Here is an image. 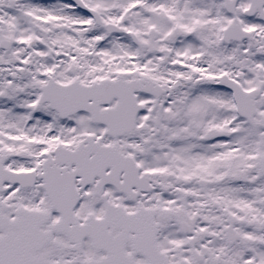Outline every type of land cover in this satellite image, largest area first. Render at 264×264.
<instances>
[{
	"label": "snow or ice",
	"instance_id": "6c2138e0",
	"mask_svg": "<svg viewBox=\"0 0 264 264\" xmlns=\"http://www.w3.org/2000/svg\"><path fill=\"white\" fill-rule=\"evenodd\" d=\"M0 264H264V0H0Z\"/></svg>",
	"mask_w": 264,
	"mask_h": 264
}]
</instances>
